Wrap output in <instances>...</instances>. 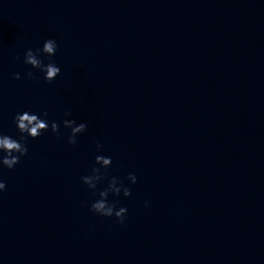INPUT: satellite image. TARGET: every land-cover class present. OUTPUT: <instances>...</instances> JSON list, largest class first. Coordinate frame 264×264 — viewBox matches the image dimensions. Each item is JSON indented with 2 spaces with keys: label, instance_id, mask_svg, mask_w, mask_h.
<instances>
[{
  "label": "clouds",
  "instance_id": "1",
  "mask_svg": "<svg viewBox=\"0 0 264 264\" xmlns=\"http://www.w3.org/2000/svg\"><path fill=\"white\" fill-rule=\"evenodd\" d=\"M57 47L56 41L49 38L44 41L42 48H37L35 51L32 49L26 50L23 63L43 73L45 82L51 83L60 75L61 69L51 59H49L47 64L43 63L40 55L46 54L51 58L56 54ZM17 59H19V56H17ZM26 76L29 79H39L31 71L27 72ZM12 78L20 80L22 77L17 72L12 74ZM65 115H71V113L68 112ZM47 116V112H42L38 115L29 111L17 113L14 116L15 126L21 134L20 140L0 133V153L3 154L0 155V165L11 170L20 163V158L28 153V147L25 142L28 138L36 139L42 133L49 131V129H51L53 134H60V124L54 120L50 122ZM62 123L64 128L70 129V133L67 134V142L70 145H76L78 142L77 136L86 131V123L81 122L77 124L74 119H65ZM102 147L101 144L97 143L96 149L98 152L102 150ZM95 165H99V167ZM95 165L92 167L90 174L81 177L82 183L87 185L93 191V194L99 197L92 202L90 211L104 217H115L116 221L123 225L127 219V209L125 207L117 208L116 202H109L108 196L109 194L119 196L122 192L124 197H128L131 195V189L125 186L122 180H119L117 177H112L108 181L107 187L97 192V185L102 179L107 177V169L112 165V159L111 157L97 155L95 157ZM101 169L104 171L102 172ZM127 179L132 184L137 182V177L133 173H129ZM4 190H6V183L0 180V192ZM145 204L147 205V201Z\"/></svg>",
  "mask_w": 264,
  "mask_h": 264
}]
</instances>
